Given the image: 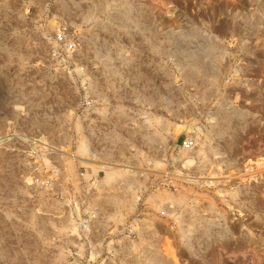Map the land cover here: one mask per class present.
Returning a JSON list of instances; mask_svg holds the SVG:
<instances>
[{"label":"rangeland","instance_id":"rangeland-1","mask_svg":"<svg viewBox=\"0 0 264 264\" xmlns=\"http://www.w3.org/2000/svg\"><path fill=\"white\" fill-rule=\"evenodd\" d=\"M0 264H264V0H0Z\"/></svg>","mask_w":264,"mask_h":264},{"label":"built area","instance_id":"built-area-1","mask_svg":"<svg viewBox=\"0 0 264 264\" xmlns=\"http://www.w3.org/2000/svg\"><path fill=\"white\" fill-rule=\"evenodd\" d=\"M56 41H57L59 44L65 45V47H66L68 50L73 51V50L76 49V43H75V42H72V41H70V42L68 43V41H67V37H66V35H65L64 32H59V33L57 34V36H56ZM182 144H183V148H184V150L189 151V150L194 149L195 144H196V141L193 140V139H186V140L183 141ZM162 215H165V213H162ZM84 224H85V226H86V225H88L89 223H88L87 221H85Z\"/></svg>","mask_w":264,"mask_h":264},{"label":"bare ground","instance_id":"bare-ground-1","mask_svg":"<svg viewBox=\"0 0 264 264\" xmlns=\"http://www.w3.org/2000/svg\"><path fill=\"white\" fill-rule=\"evenodd\" d=\"M188 163H190V162H188Z\"/></svg>","mask_w":264,"mask_h":264}]
</instances>
